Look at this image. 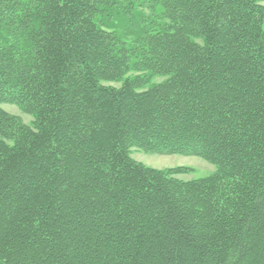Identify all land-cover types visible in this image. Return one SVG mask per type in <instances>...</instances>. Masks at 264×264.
Masks as SVG:
<instances>
[{"label": "trees", "instance_id": "16d2710c", "mask_svg": "<svg viewBox=\"0 0 264 264\" xmlns=\"http://www.w3.org/2000/svg\"><path fill=\"white\" fill-rule=\"evenodd\" d=\"M0 264H264V0H0Z\"/></svg>", "mask_w": 264, "mask_h": 264}, {"label": "rangeland", "instance_id": "374dc122", "mask_svg": "<svg viewBox=\"0 0 264 264\" xmlns=\"http://www.w3.org/2000/svg\"><path fill=\"white\" fill-rule=\"evenodd\" d=\"M161 81V80H158ZM108 86H116V84H108ZM4 109L16 116H20L26 124H30L32 119L24 115L18 108L6 105ZM135 162L157 171H169L177 168H187L192 172L178 176L179 179L184 181L205 179L213 175L216 168L209 164L207 161L198 157H185V156H158L144 153L143 151L135 150L132 154Z\"/></svg>", "mask_w": 264, "mask_h": 264}]
</instances>
